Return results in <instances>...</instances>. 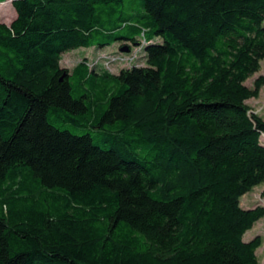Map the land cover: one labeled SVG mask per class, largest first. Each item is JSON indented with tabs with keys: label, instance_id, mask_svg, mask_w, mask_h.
<instances>
[{
	"label": "trees",
	"instance_id": "trees-1",
	"mask_svg": "<svg viewBox=\"0 0 264 264\" xmlns=\"http://www.w3.org/2000/svg\"><path fill=\"white\" fill-rule=\"evenodd\" d=\"M130 2L12 0L0 23V264H259L264 0ZM141 41L143 66H60Z\"/></svg>",
	"mask_w": 264,
	"mask_h": 264
},
{
	"label": "rangeland",
	"instance_id": "rangeland-1",
	"mask_svg": "<svg viewBox=\"0 0 264 264\" xmlns=\"http://www.w3.org/2000/svg\"><path fill=\"white\" fill-rule=\"evenodd\" d=\"M140 0H131L129 6L134 10H140L139 7ZM14 9L12 8L9 3L1 4L0 5V22L2 19H5L9 22L7 25H10L12 20L14 19ZM120 44L116 43L110 47L104 48L102 50L88 48V49H78L71 52H67L62 55L60 66L63 69L71 70L74 68L76 64L81 62L83 59H86L88 65L90 67L95 68L104 67V63L99 59H105V56L115 55L118 52ZM140 66H143L144 61L141 63ZM99 65H95V64ZM260 71L256 73L254 76L249 78L245 82V86L251 88L253 81L258 76H264V61L260 62ZM112 73L117 74L121 69L118 66L111 67ZM246 104L251 108L252 112L258 116H260L264 120V87L260 90L259 97L257 99H250L246 102ZM56 127H59L61 130H69L74 134H82L85 133L87 130L80 128L78 130L72 129L69 125L62 124L58 121L53 122ZM260 143L264 146V134L260 136ZM240 205L243 209H253L257 206L264 207V184L255 187L250 193H247L240 199ZM256 236H259L262 239V245L255 251L256 257L258 259L259 264H264V218L256 222L252 229L247 231L243 236V241L248 242L251 241Z\"/></svg>",
	"mask_w": 264,
	"mask_h": 264
},
{
	"label": "built area",
	"instance_id": "built-area-1",
	"mask_svg": "<svg viewBox=\"0 0 264 264\" xmlns=\"http://www.w3.org/2000/svg\"><path fill=\"white\" fill-rule=\"evenodd\" d=\"M143 46L144 41H141V44L139 46L131 48V50L128 53H119L115 55H108L105 56V59H99L101 63H104V69H106L109 72H112L111 67L118 66L120 69L124 68H131L133 66H140V61L143 59ZM142 63V62H141ZM99 65V64H95ZM90 67V66H89ZM95 67V66H94ZM94 67H90L91 69Z\"/></svg>",
	"mask_w": 264,
	"mask_h": 264
},
{
	"label": "crops",
	"instance_id": "crops-1",
	"mask_svg": "<svg viewBox=\"0 0 264 264\" xmlns=\"http://www.w3.org/2000/svg\"><path fill=\"white\" fill-rule=\"evenodd\" d=\"M11 1H12V0H8V1H6L5 3H1V4L9 3V5H11ZM1 4H0V5H1ZM14 13H15V11H14ZM14 16L16 17V14H14ZM15 17H14V19H15ZM14 19H13V20H14ZM13 20H12V21H13ZM9 22H10V21H9ZM9 22H7L5 19H2V21H1L0 23H3V24H6V25H7Z\"/></svg>",
	"mask_w": 264,
	"mask_h": 264
},
{
	"label": "water",
	"instance_id": "water-1",
	"mask_svg": "<svg viewBox=\"0 0 264 264\" xmlns=\"http://www.w3.org/2000/svg\"><path fill=\"white\" fill-rule=\"evenodd\" d=\"M129 49L127 47H122L119 52L120 53H128Z\"/></svg>",
	"mask_w": 264,
	"mask_h": 264
}]
</instances>
